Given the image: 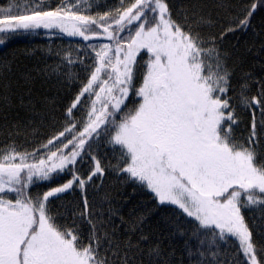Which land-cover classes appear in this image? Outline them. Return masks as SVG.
Here are the masks:
<instances>
[{
    "label": "snow or ice",
    "instance_id": "1",
    "mask_svg": "<svg viewBox=\"0 0 264 264\" xmlns=\"http://www.w3.org/2000/svg\"><path fill=\"white\" fill-rule=\"evenodd\" d=\"M83 3L89 7L82 9ZM123 4L121 0L120 8L96 16L81 14L91 10V0H61L60 6L49 11L39 10V5L23 9L28 14H13L21 11L19 7L0 8V45L15 35L40 29H59L84 41L108 40L98 51L89 45L95 51V67L66 109V127L31 151L20 152L14 144L0 150V264H111L101 249L108 252L115 247L118 252L119 244L112 239L114 232L101 233L106 222L91 218L87 200L79 216L87 217L91 227L87 244L75 220L72 227L58 225L49 208L51 199L77 183L83 189L103 174L95 156L87 180L73 168L71 179L42 196L34 198L30 186L65 174L86 145L90 147L91 139L113 130L108 142L121 150L115 167L150 190L157 206L173 205L193 218L197 222L193 237L198 239L203 231L224 242L236 239L246 264H264L258 260L241 214L242 208L264 210V160L256 151L255 122L246 144L232 135L237 123L227 97L232 73L215 39L205 40L191 27L185 30V25L172 18L166 0H134L126 8ZM257 7L251 5L238 27L249 26ZM205 22L203 18L196 21ZM141 50H146L149 58L143 81L135 89L140 103L117 121L135 87ZM260 96L264 98V85ZM243 103L248 107L264 105V99L243 97ZM82 106L86 113L83 121L74 115ZM58 143L62 147L56 148ZM8 195H14L15 200L6 199ZM144 219L141 216L131 222L128 231L141 235L136 244L131 238L125 241L126 249L143 252L139 243L148 239L143 234ZM186 250L192 257V249ZM147 255V264H171L159 242ZM196 255L202 258L198 264H217L219 260L216 252L210 253V260L203 259L204 251ZM122 264H130L127 256Z\"/></svg>",
    "mask_w": 264,
    "mask_h": 264
},
{
    "label": "trees",
    "instance_id": "2",
    "mask_svg": "<svg viewBox=\"0 0 264 264\" xmlns=\"http://www.w3.org/2000/svg\"><path fill=\"white\" fill-rule=\"evenodd\" d=\"M133 2L124 0L123 6L129 7ZM166 3L172 18L185 25V30L191 27L205 40L215 39V46L232 73L227 92L232 106L229 110H234L237 120L232 126V135L237 142L246 144L255 122L256 151L259 159L264 160V105L248 107L243 103V97L249 101L254 96L264 99L260 96L264 85V0H166ZM253 3L258 7L250 17L249 26L246 29L238 27ZM60 4L61 0H43L42 3L41 0H0V8L12 6L21 9L13 14H28L23 9L37 5L42 11L55 10ZM120 5L121 0H105L98 6L91 4V10H82L81 14L96 16L120 8ZM88 7L85 3L81 5L82 9ZM200 18L206 22L197 24ZM132 32L134 34L135 28ZM93 40L108 43L103 37L84 41L81 37L63 34L59 29H40L15 35L0 45V150H7L14 144L20 152L31 151L66 127V109L87 83L95 64V52L89 47ZM148 58L146 50L138 53L135 87L126 101L127 107L117 115V121L140 103L135 89L143 81ZM74 115L83 121L86 115L83 106ZM74 134L68 135L67 139ZM113 134L114 130L91 139L90 147L86 145L77 163L70 166L65 174L51 182L30 186V194L34 198L42 196L44 192L71 179L73 168L77 175L87 180L94 169L92 157L100 161L102 175H96L83 189L77 183L71 190L50 200L49 208L58 225L72 227L75 220L81 239L87 244L91 227L87 217L79 218L80 213L85 211L84 202L87 200L88 210L93 213L91 218L106 222L101 233L105 230L114 232L112 239L119 244L118 252L115 247L108 252L101 249V254L107 255L111 264H122L125 256L130 264H147V250L157 242L171 264H198L202 258L196 255L197 251L205 252L204 260L212 259L210 253L216 252L219 257L217 264H233L234 261L246 264L236 239L224 242L203 231L198 239L193 237L197 229V222L193 218L187 217L173 205L157 206V200L150 190L130 180L127 174L120 173L115 167L121 156L120 147L108 142ZM55 147H62V144L58 143ZM5 198L15 200L14 195ZM241 214L251 232L258 260L264 261V210L242 208ZM141 216L145 217L142 229L148 239L139 243L143 252L135 248L128 250L124 242L131 238L132 243L136 244L141 235L139 231L131 233L128 229L131 222ZM187 248L192 249V257Z\"/></svg>",
    "mask_w": 264,
    "mask_h": 264
},
{
    "label": "rangeland",
    "instance_id": "3",
    "mask_svg": "<svg viewBox=\"0 0 264 264\" xmlns=\"http://www.w3.org/2000/svg\"><path fill=\"white\" fill-rule=\"evenodd\" d=\"M105 2V0H91V4H95V5H101ZM87 4V3H85ZM104 43H107L106 41H103V40H93L91 45L95 46V50L98 51L99 50V47L101 44H104ZM95 52V51H94ZM95 56V55H94ZM95 62V60H94ZM94 64V63H93ZM94 67H95V64H94ZM93 67V68H94ZM57 145V144H56ZM18 162V161H17ZM176 207V206H175Z\"/></svg>",
    "mask_w": 264,
    "mask_h": 264
}]
</instances>
